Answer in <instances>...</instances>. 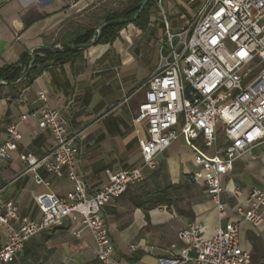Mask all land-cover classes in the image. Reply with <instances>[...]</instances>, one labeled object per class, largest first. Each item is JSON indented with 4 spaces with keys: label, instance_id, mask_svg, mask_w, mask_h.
Listing matches in <instances>:
<instances>
[{
    "label": "crops",
    "instance_id": "1",
    "mask_svg": "<svg viewBox=\"0 0 264 264\" xmlns=\"http://www.w3.org/2000/svg\"><path fill=\"white\" fill-rule=\"evenodd\" d=\"M132 1L0 0V67L20 62L32 50L41 57L52 51L41 46L64 50L75 36L86 29L96 31L107 15ZM204 2L156 0L146 26L128 22L113 41L97 42L81 48L71 59L51 62L30 84L6 87L0 95V144L14 123H19L23 138L1 169L0 202L12 200L20 216L40 219L37 195L53 192L65 197L73 189L68 178H59L43 167L38 174L49 185L37 184L20 159L23 153L45 155L54 146L50 130L41 129L32 118L20 121L23 114L42 106L60 110L68 120L69 132L80 134L78 170L89 193L107 185L109 172L140 166L139 142L148 138V131L135 118L145 98V82L160 59L163 17L174 32L179 31ZM41 92L46 100L40 98ZM199 169L195 153L179 139L158 156L155 170H144L141 183L131 185L121 198L104 207L115 254L122 263L157 264L160 257L178 253L183 247L178 232L190 222L201 223L207 237L215 234L219 224L216 205L192 177ZM222 182V199L231 206L244 203L250 189L264 188V142L235 160ZM235 190L241 194L236 195ZM226 220L236 217L229 214L222 222ZM5 239L6 232L0 228V246ZM240 243L251 253L254 264H264V221L259 226L241 222ZM15 264L102 263L91 231L80 219H67L62 226L29 240Z\"/></svg>",
    "mask_w": 264,
    "mask_h": 264
},
{
    "label": "built area",
    "instance_id": "2",
    "mask_svg": "<svg viewBox=\"0 0 264 264\" xmlns=\"http://www.w3.org/2000/svg\"><path fill=\"white\" fill-rule=\"evenodd\" d=\"M163 20L160 59L145 82V98L135 118L148 131V138L139 142L140 166L109 172L107 185L91 194L78 170L80 134L69 132L61 111L42 106L21 116V122L32 118L55 138L45 155L20 154L25 172H31L37 184L49 185L38 174L43 167L59 178H68L73 189L65 197L53 192L37 195L40 219L20 216L12 200L0 202V228L6 232L0 264H15L29 240L62 226L67 219H80L91 231L102 264H124L116 257L103 209L131 185L141 183L144 170H155L158 156L179 139L195 153L200 169L192 177L215 203L219 224L215 234L207 237L201 223L190 222L178 232L183 247L160 257L157 264H254L251 253L241 246L240 223L259 226L264 221V188L250 189L244 203L231 206L222 199V177L235 160L264 142V0H205L176 32L165 15ZM40 98L46 100V94L41 92ZM22 138L19 123L8 127L0 144V172ZM229 214L236 220L222 222Z\"/></svg>",
    "mask_w": 264,
    "mask_h": 264
},
{
    "label": "trees",
    "instance_id": "3",
    "mask_svg": "<svg viewBox=\"0 0 264 264\" xmlns=\"http://www.w3.org/2000/svg\"><path fill=\"white\" fill-rule=\"evenodd\" d=\"M143 0H133L126 8L121 11H116L112 14L107 15L104 20L110 21L115 19H132L135 14L138 12L140 5ZM156 0H150L148 4L144 7V9L139 13V15L134 19L133 23L144 27L146 26L148 19H149V10L154 5ZM129 21L119 23V24H112L103 28L101 37L98 43H106L113 41L120 29L126 25ZM97 35L95 29H86L65 46L64 48L67 51L64 52H52L47 51L46 57H41L35 55L33 57L32 53H27L23 56V58L18 63H10L5 64L0 67V80L3 83H0V95L2 91L6 88H15L20 86L22 83L30 84L32 83L38 75L42 73V71L50 65L51 62H63L65 60L71 59L72 57L76 56L80 51V46L90 42L94 36ZM78 45L76 49H69L72 45ZM32 62V64H31ZM31 64V68L25 78L18 84L15 82L21 78L23 73L28 69Z\"/></svg>",
    "mask_w": 264,
    "mask_h": 264
},
{
    "label": "water",
    "instance_id": "4",
    "mask_svg": "<svg viewBox=\"0 0 264 264\" xmlns=\"http://www.w3.org/2000/svg\"><path fill=\"white\" fill-rule=\"evenodd\" d=\"M149 1L150 0H143L142 3H141V5H140V8H139L138 12L130 20H126V19H115V20L105 21L104 23H102L98 27V29L96 30V33H97L96 38L94 40L86 43V44H83L82 46H80V48H87L89 46H93L94 44H96L99 41L100 37H101V33H102L103 28L106 27V26H109V25H112V24H119V23H123V22H126V21L133 22L134 19L139 15V13L144 9V7L148 4ZM41 48H47L49 50H52L53 52H64V51H67V49L61 50V49L49 48L47 46H41ZM76 48H78V45H75L74 44L69 49H76ZM33 51L34 50H32V54H33V57H35V54L33 53ZM31 64H32V62H31ZM31 64L28 67V69L23 73V75L21 76V78L15 82L16 84L20 83L25 78V76L28 74V72H29V70L31 68ZM0 83H3V82L0 80ZM190 90H192V87H189L188 88V91H190Z\"/></svg>",
    "mask_w": 264,
    "mask_h": 264
},
{
    "label": "rangeland",
    "instance_id": "5",
    "mask_svg": "<svg viewBox=\"0 0 264 264\" xmlns=\"http://www.w3.org/2000/svg\"><path fill=\"white\" fill-rule=\"evenodd\" d=\"M205 1V0H204Z\"/></svg>",
    "mask_w": 264,
    "mask_h": 264
}]
</instances>
